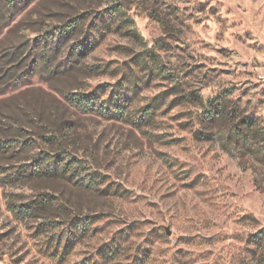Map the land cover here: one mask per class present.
<instances>
[{
	"label": "rangeland",
	"instance_id": "374dc122",
	"mask_svg": "<svg viewBox=\"0 0 264 264\" xmlns=\"http://www.w3.org/2000/svg\"><path fill=\"white\" fill-rule=\"evenodd\" d=\"M5 1L0 264H264V0Z\"/></svg>",
	"mask_w": 264,
	"mask_h": 264
},
{
	"label": "trees",
	"instance_id": "16d2710c",
	"mask_svg": "<svg viewBox=\"0 0 264 264\" xmlns=\"http://www.w3.org/2000/svg\"><path fill=\"white\" fill-rule=\"evenodd\" d=\"M5 2L8 3V5L10 7L15 6V4L17 3V0H6ZM1 2H0V7H1ZM74 24L69 25L67 30H72ZM150 53V52H149ZM66 98L68 100V102L74 106L76 109L86 112L90 110V106L92 104V101H88L85 99V97H80L77 93H70L68 95H66ZM215 99L214 100H209L208 104L209 107L212 110H209V112L207 113V115L205 116L206 120L205 121H210L213 118H216V116H218L219 113H216L215 110L213 109V106ZM244 125V127L247 130H251V128H253V123L251 122H244L242 123ZM236 134V133H235ZM49 162V164L45 165V167H41V165L39 163H33L29 166H27V169L30 170L33 173H52V174H60V175H65V174H75L74 170H75V166L73 165L74 163V159H70L69 157L66 156V159L63 157H52L50 160L47 161V163ZM74 166V167H73ZM51 204L50 201L46 200V198H39L37 200L31 201V203H29L25 208L24 207H16L15 205L13 207H11L12 212L16 215V216H24L27 215L28 212L30 211H39L41 209H45L46 207H49V205ZM48 205V206H47Z\"/></svg>",
	"mask_w": 264,
	"mask_h": 264
},
{
	"label": "water",
	"instance_id": "95a60500",
	"mask_svg": "<svg viewBox=\"0 0 264 264\" xmlns=\"http://www.w3.org/2000/svg\"><path fill=\"white\" fill-rule=\"evenodd\" d=\"M167 235H170V231L168 228H165Z\"/></svg>",
	"mask_w": 264,
	"mask_h": 264
}]
</instances>
